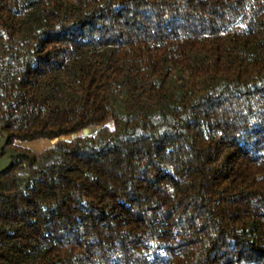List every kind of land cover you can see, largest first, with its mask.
I'll use <instances>...</instances> for the list:
<instances>
[{
    "label": "trees",
    "instance_id": "trees-1",
    "mask_svg": "<svg viewBox=\"0 0 264 264\" xmlns=\"http://www.w3.org/2000/svg\"><path fill=\"white\" fill-rule=\"evenodd\" d=\"M5 140L0 264H264V0H0Z\"/></svg>",
    "mask_w": 264,
    "mask_h": 264
},
{
    "label": "water",
    "instance_id": "water-1",
    "mask_svg": "<svg viewBox=\"0 0 264 264\" xmlns=\"http://www.w3.org/2000/svg\"><path fill=\"white\" fill-rule=\"evenodd\" d=\"M97 127H91L83 130L82 135L83 136H91L94 135L97 132ZM6 144V140L3 141V143L0 146V173L4 171L5 169L9 168L12 163V157L16 156L17 154L11 151H7V155L5 157H2V149Z\"/></svg>",
    "mask_w": 264,
    "mask_h": 264
},
{
    "label": "rangeland",
    "instance_id": "rangeland-1",
    "mask_svg": "<svg viewBox=\"0 0 264 264\" xmlns=\"http://www.w3.org/2000/svg\"><path fill=\"white\" fill-rule=\"evenodd\" d=\"M53 144L52 141L49 140H40L37 142H32V143H24L22 144L24 148L29 149L35 153H40L44 149L48 148Z\"/></svg>",
    "mask_w": 264,
    "mask_h": 264
}]
</instances>
